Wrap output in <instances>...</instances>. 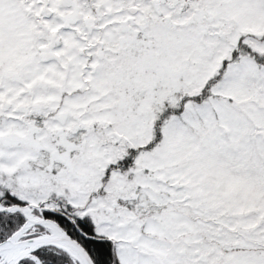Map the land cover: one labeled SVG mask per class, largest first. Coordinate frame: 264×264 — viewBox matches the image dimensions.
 I'll use <instances>...</instances> for the list:
<instances>
[{"label":"snow or ice","instance_id":"snow-or-ice-1","mask_svg":"<svg viewBox=\"0 0 264 264\" xmlns=\"http://www.w3.org/2000/svg\"><path fill=\"white\" fill-rule=\"evenodd\" d=\"M0 264H264V0H0Z\"/></svg>","mask_w":264,"mask_h":264}]
</instances>
